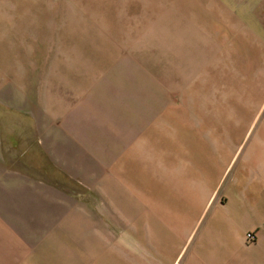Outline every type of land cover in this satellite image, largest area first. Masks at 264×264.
Here are the masks:
<instances>
[{"label": "crops", "instance_id": "obj_1", "mask_svg": "<svg viewBox=\"0 0 264 264\" xmlns=\"http://www.w3.org/2000/svg\"><path fill=\"white\" fill-rule=\"evenodd\" d=\"M111 1L74 0L62 22L0 40V264H264V94L250 104L215 69L244 31L264 42V19L233 22L227 0L205 36L183 0ZM152 14H166L157 85L151 52L150 69L121 64L155 45L139 38ZM188 43L207 46L191 70Z\"/></svg>", "mask_w": 264, "mask_h": 264}, {"label": "rangeland", "instance_id": "obj_2", "mask_svg": "<svg viewBox=\"0 0 264 264\" xmlns=\"http://www.w3.org/2000/svg\"><path fill=\"white\" fill-rule=\"evenodd\" d=\"M72 1L74 0H0V40L4 37L7 38H13L19 28V38L23 37L26 30L35 29V27L38 29L37 31L40 32L39 27H42L44 24L47 26V22H53L57 18V22H62L63 18L65 17V13H67V10L69 9V6L72 5ZM76 1V0H75ZM90 2V0H88ZM93 1V0H91ZM109 1V0H108ZM112 0V5L113 4ZM233 2L230 3V6L235 11V15H230L233 22L237 23L238 21L242 22L245 21L248 23H252L254 21V17L256 18H263L264 19V13H257V14H249V13H243L242 8L244 7L243 0H229ZM79 6V10L81 12H85V5L86 0H77ZM183 4L185 7H189L187 9H193L196 11L194 16L197 18L196 25L199 27V29L203 30V34L206 36V34L210 33L207 31H210V28L218 23H223L222 21H226L227 15L221 14L222 11H225V6L228 5L227 0H199L198 3H194V1L191 0H183ZM76 6V8H77ZM213 8V9H212ZM216 9L219 10V14L213 13ZM231 9V10H232ZM81 12H78V14L75 15V29H74V35L73 38L75 41H82L83 39V30L80 29L81 22L83 21V18L85 19V15H83ZM239 12V13H237ZM85 14V13H84ZM233 14V13H232ZM165 15L166 14H152L149 15V22L153 21L154 18H156V22L154 27V30L152 28H148V30L144 29L140 31L139 38L141 40L146 39L148 37V34H153L154 37V44L152 46L144 47L139 46L137 47V52L135 53V50L133 49L130 51L127 50L126 53H124L123 60L121 62L122 68L124 70H142V69H150L151 67V61L149 59L146 61V59L150 56H147L150 52L154 54V70H155V82L156 85L162 84L163 79L161 76L163 74L164 68H168V62L163 61V58H166L167 55L165 54L166 50V30H164V23H165ZM244 15V16H243ZM243 16V18H242ZM140 17V23L144 22V16L142 18V15H139ZM160 17V18H159ZM159 18V19H157ZM188 20V19H186ZM191 20L189 16V21ZM160 21V22H159ZM180 21H183L180 19ZM35 22V23H33ZM37 23V24H36ZM166 25V24H165ZM160 27V28H159ZM150 29V30H149ZM36 31V32H37ZM244 42L240 41V37H235L233 39V42L231 44L232 49V56L233 59H230L227 65L219 64L217 67H215L216 70L219 69H225L230 70L234 73L233 76V83L231 84V88L234 89V91H242L241 89L246 88L250 89L255 93V97L253 98V101L250 102V104L253 105L254 102H256L258 99L257 96L264 94L262 91H264V42L263 40L259 42L255 37H253L251 34H249L248 31H244ZM109 34V32H107ZM165 34V36H164ZM92 48V53H95ZM109 51L113 52L114 47L108 46L106 47ZM183 48V60L186 59L190 62H185L184 66H187L186 70H191V64L194 65L197 61L198 56L201 54L206 55L205 50L207 46L202 45H196V44H190L188 43L187 46L182 47ZM149 51V52H148ZM114 53V52H113ZM194 58H192V57ZM174 57V55H172ZM197 57V58H196ZM143 59V60H142ZM185 61V60H184ZM170 63V62H169ZM99 65H110L111 62H100L96 63ZM212 65V64H210ZM171 66V69H177V63L175 61H171L169 64ZM210 67V66H209ZM208 67V69H210ZM207 69V70H208ZM175 81L174 84L176 83ZM257 95V96H256ZM241 101V99H240ZM177 124V123H176ZM170 128V125H169ZM170 132L172 134H179V127L171 126ZM154 166L156 170V174H158L159 169L161 168V161L156 157L154 160ZM161 180V177H159ZM159 184H162L159 183ZM140 220L139 223V233L141 234L143 223ZM162 230V229H161ZM141 239V238H140ZM141 241V240H140ZM129 254H122L123 258V264L129 263Z\"/></svg>", "mask_w": 264, "mask_h": 264}, {"label": "built area", "instance_id": "obj_3", "mask_svg": "<svg viewBox=\"0 0 264 264\" xmlns=\"http://www.w3.org/2000/svg\"><path fill=\"white\" fill-rule=\"evenodd\" d=\"M248 239H253V236L251 234H247L246 236Z\"/></svg>", "mask_w": 264, "mask_h": 264}]
</instances>
